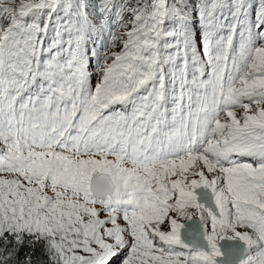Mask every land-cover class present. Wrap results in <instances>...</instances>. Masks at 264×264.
I'll return each mask as SVG.
<instances>
[{"label": "snow or ice", "instance_id": "1", "mask_svg": "<svg viewBox=\"0 0 264 264\" xmlns=\"http://www.w3.org/2000/svg\"><path fill=\"white\" fill-rule=\"evenodd\" d=\"M0 264H264V0H0Z\"/></svg>", "mask_w": 264, "mask_h": 264}, {"label": "trees", "instance_id": "2", "mask_svg": "<svg viewBox=\"0 0 264 264\" xmlns=\"http://www.w3.org/2000/svg\"><path fill=\"white\" fill-rule=\"evenodd\" d=\"M197 2V0H191V5H195V3ZM96 3H98V0H89V4L94 6ZM89 12L93 11V7H89L88 9Z\"/></svg>", "mask_w": 264, "mask_h": 264}]
</instances>
